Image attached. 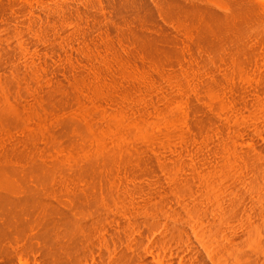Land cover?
<instances>
[{"label": "bare ground", "instance_id": "6f19581e", "mask_svg": "<svg viewBox=\"0 0 264 264\" xmlns=\"http://www.w3.org/2000/svg\"><path fill=\"white\" fill-rule=\"evenodd\" d=\"M0 264H264V0H0Z\"/></svg>", "mask_w": 264, "mask_h": 264}]
</instances>
